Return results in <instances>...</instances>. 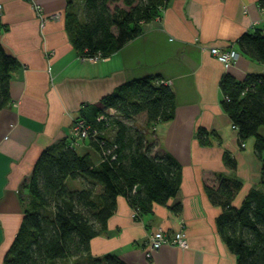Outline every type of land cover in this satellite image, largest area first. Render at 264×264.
<instances>
[{"label":"crops","instance_id":"crops-1","mask_svg":"<svg viewBox=\"0 0 264 264\" xmlns=\"http://www.w3.org/2000/svg\"><path fill=\"white\" fill-rule=\"evenodd\" d=\"M35 1L44 15L56 14L44 27L28 0H0L5 25L0 43L19 63L10 83L11 100L0 111V264L22 221L24 186L41 152L69 140L82 108L148 76L173 90L174 117L148 126L140 114L134 124L156 145L155 154H168L179 164V191L139 218L119 196L105 230L91 240L90 253L116 255L127 264H237L217 230L222 209L211 203L205 188L217 186L220 179H237L242 186L232 205L238 207L251 189H260L261 161L254 138L241 142L221 107L219 81L227 73L237 80L264 74V66L240 54L226 69L210 49L235 48L242 35L256 29L264 33L260 0H170L159 18L143 24L137 38L97 62L83 59L69 41L67 0ZM199 130L206 132L204 143ZM73 147L95 165L100 162L87 139ZM177 204L179 214L171 210ZM158 229H183L188 248L164 245L147 258L148 238Z\"/></svg>","mask_w":264,"mask_h":264},{"label":"trees","instance_id":"trees-1","mask_svg":"<svg viewBox=\"0 0 264 264\" xmlns=\"http://www.w3.org/2000/svg\"><path fill=\"white\" fill-rule=\"evenodd\" d=\"M170 0H67L64 12L69 41L81 57H108L137 38L143 24L160 17ZM264 8V0H260ZM5 25L0 17V33ZM240 54L264 66V33L256 29L236 42ZM19 68L0 43V111L10 100V83ZM160 78L148 76L126 82L97 104L82 108L88 141L98 151L94 164L65 139L43 150L24 186L22 221L3 264H127L116 255L92 256L90 242L99 236L123 196L140 215L155 204L174 198L181 167L168 154L154 153L156 145L134 124L145 114L148 126L173 119L175 95ZM221 107L237 129L241 142L254 138L261 161L260 189H251L238 207L232 201L241 189L237 179H220L206 187L212 204L220 206L217 230L237 264H264V74L237 80L227 73L219 81ZM206 135L198 131L201 143ZM225 164L234 167L224 157ZM78 182V187L73 183ZM139 186L140 189L136 190ZM181 211L177 204L171 209Z\"/></svg>","mask_w":264,"mask_h":264},{"label":"built area","instance_id":"built-area-1","mask_svg":"<svg viewBox=\"0 0 264 264\" xmlns=\"http://www.w3.org/2000/svg\"><path fill=\"white\" fill-rule=\"evenodd\" d=\"M28 1L31 2L33 9L36 11L38 15L41 27H44L45 23L48 20L56 17V14L44 15L42 7L38 4L37 1L35 0H28ZM210 53L213 56H215L220 62H222L226 69L230 68L240 56V53L237 51L236 47L223 49V50L211 48ZM82 58L89 62H97L101 60L103 56L100 53H97L95 55L82 57ZM160 82L163 83L162 81ZM70 135L73 138H75V136H82V138L88 139V135H89L88 130L82 119L81 120L77 119L73 121ZM70 145L73 146L72 142L70 143ZM242 146H244V144H242ZM134 213L136 217L137 216L136 211H134ZM164 245H172L181 249H187L188 242L184 231L181 229L173 233H167L164 232L162 229H158L152 232L148 238V250L145 253V256L147 258H151L152 254L157 250H159Z\"/></svg>","mask_w":264,"mask_h":264},{"label":"rangeland","instance_id":"rangeland-1","mask_svg":"<svg viewBox=\"0 0 264 264\" xmlns=\"http://www.w3.org/2000/svg\"><path fill=\"white\" fill-rule=\"evenodd\" d=\"M159 83H160V81H159ZM83 139H84V138H82V136H75V138H73V137H71V135H70V140H71L73 146L77 145L78 141H79V140H83ZM71 146H72V145H71ZM78 185H79L78 182H74V183H73V186H74V187H78ZM180 230H181V229H180ZM182 230H183V229H182ZM63 264H73V261H72V260H67V261L63 262Z\"/></svg>","mask_w":264,"mask_h":264},{"label":"water","instance_id":"water-1","mask_svg":"<svg viewBox=\"0 0 264 264\" xmlns=\"http://www.w3.org/2000/svg\"><path fill=\"white\" fill-rule=\"evenodd\" d=\"M139 189H140V187H139V186H137V187H136V190H139Z\"/></svg>","mask_w":264,"mask_h":264}]
</instances>
